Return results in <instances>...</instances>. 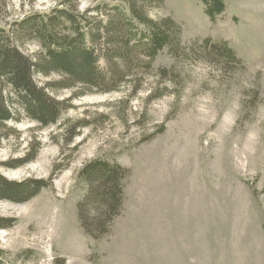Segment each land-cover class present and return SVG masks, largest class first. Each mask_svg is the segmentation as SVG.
Instances as JSON below:
<instances>
[{
  "label": "rangeland",
  "instance_id": "374dc122",
  "mask_svg": "<svg viewBox=\"0 0 264 264\" xmlns=\"http://www.w3.org/2000/svg\"><path fill=\"white\" fill-rule=\"evenodd\" d=\"M63 1L0 0V30L32 60L44 51L15 28L25 18L66 9L106 21L116 7L128 16L124 0ZM225 4L215 23L199 0L145 8L149 19L176 24L182 50L131 68L125 80L140 86L135 94L126 85L105 94L81 95L79 84L51 90L59 74H32L65 109L49 127L19 109L0 126V176L47 184L25 202L0 200V219L11 221L0 229V264H264V0ZM204 38L228 42L239 64L198 59L192 46ZM35 148L32 161L7 167ZM97 159L130 177L119 214L93 238L80 228L77 203L86 194L79 172Z\"/></svg>",
  "mask_w": 264,
  "mask_h": 264
},
{
  "label": "trees",
  "instance_id": "16d2710c",
  "mask_svg": "<svg viewBox=\"0 0 264 264\" xmlns=\"http://www.w3.org/2000/svg\"><path fill=\"white\" fill-rule=\"evenodd\" d=\"M124 1L128 16L116 7L114 17L106 21L89 20L62 9L45 16L33 15L17 23V31L28 38L34 37L43 49L41 59L31 60L23 55L9 43L10 34L0 30V85L10 89L8 94L0 90L1 127L15 119L18 109L40 128L55 125L59 120L65 104L49 96L44 88L36 86L32 77L35 71L45 76L52 73L61 76L59 82L46 85L51 90L79 84L85 89L81 95L94 91L105 94L126 85L129 92L135 94L140 86L132 89L131 82L125 80L132 75L131 68L144 66L149 69L163 49H169L174 55L182 50L176 24L169 18L151 20L144 12L145 8L158 5L162 0ZM199 1L211 23L226 11L225 0ZM70 2L64 0L62 5ZM139 26L144 29H139ZM196 45L192 46L191 53L198 54V59L203 57L208 63L226 68L238 63L235 52L226 41L204 38ZM143 57L148 60L142 61ZM10 106H17V110H11ZM81 126L75 124L70 128L69 139ZM36 152L37 148L7 167L14 169L32 161ZM129 177L128 169L99 159L87 163L80 170L79 178L86 185V194L77 203V217L86 235L99 238L95 235L108 232L109 225L121 210L123 189ZM45 187L47 184L40 180L15 183L0 176V200L25 202ZM91 210L94 214L90 217ZM10 225V220L0 219V229Z\"/></svg>",
  "mask_w": 264,
  "mask_h": 264
}]
</instances>
